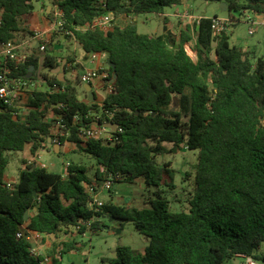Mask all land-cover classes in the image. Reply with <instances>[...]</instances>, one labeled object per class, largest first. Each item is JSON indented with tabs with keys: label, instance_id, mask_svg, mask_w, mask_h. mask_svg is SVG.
<instances>
[{
	"label": "trees",
	"instance_id": "obj_1",
	"mask_svg": "<svg viewBox=\"0 0 264 264\" xmlns=\"http://www.w3.org/2000/svg\"><path fill=\"white\" fill-rule=\"evenodd\" d=\"M33 1L39 0H0V70L9 68L14 79L47 88L30 97L26 120L15 117L18 110L0 99V264L42 263L47 255L27 239L30 232L43 239L74 229L85 235L102 230L109 219L120 226L132 222L150 239L142 252L119 246L110 264H234L242 256L264 261V57L256 59L232 46L229 29L215 36L217 16L188 24L179 40L167 28L166 18L160 35L141 34L134 22L107 31L82 30L110 12L128 18L142 12L163 15L185 0H51L63 12L62 30L49 42L43 61L35 49L18 63L4 57L1 49L8 42L17 44L18 35L27 30ZM205 1L226 3L229 13L264 14V0ZM58 35L74 38L87 54H107L115 64V71L108 69L110 77L117 76L113 92L102 106L96 98L80 99V86L87 94L81 82L74 85L52 73L64 59L65 73L68 64L75 63V57L61 58L51 51ZM188 43H194L196 60L187 51ZM32 66L35 72L41 67L47 71L43 80L37 75L25 79ZM102 108L113 113L112 121L123 133L116 134L114 143L83 142L79 129L90 126L91 114ZM54 115L61 117L57 136L52 133L58 121ZM55 137L59 146L74 143L96 161L95 179L81 164H68L66 176L31 164L9 188V153L29 146L36 155ZM184 147L199 151L188 210L173 211L162 192L143 208L112 201L92 205L84 184L101 187L111 176L115 187L141 180L147 187L174 188L175 170L170 163L159 165L157 157ZM63 245L59 252L57 245L48 251L52 264H63V256L76 249L72 242Z\"/></svg>",
	"mask_w": 264,
	"mask_h": 264
},
{
	"label": "rangeland",
	"instance_id": "obj_2",
	"mask_svg": "<svg viewBox=\"0 0 264 264\" xmlns=\"http://www.w3.org/2000/svg\"><path fill=\"white\" fill-rule=\"evenodd\" d=\"M51 2V0H39L33 1L32 5L37 14H44L47 12V8ZM44 4L46 5V8L43 6ZM185 7L189 12V17L180 15V13L184 12L182 9ZM165 14H168V17L171 20L175 18L169 28L176 40H179L181 29L185 28L188 24H192L201 17L217 16L222 19L231 20L229 25L231 45L237 46L242 50L250 51L252 56L256 59L264 57V27L260 25L257 26L254 30V34L249 35L250 23L245 18H242L243 15L241 11H233L229 13L222 10L221 3L208 2L205 0H187L186 5L167 8ZM173 14H175V16H173ZM247 16L255 19V16L250 12H248ZM52 17L54 19L53 13ZM164 17H166V15L161 16L158 14L142 12L137 13L136 16H134V23L138 32L141 34L159 35L163 33ZM230 17H234L236 20L240 21H233ZM26 20H29V17H26ZM123 21L124 20L120 19L117 21V24H123ZM27 32V35L30 36L29 31ZM69 39H66L63 35H58L56 36L54 44L67 43L69 42ZM39 42L40 40L38 41L35 39L32 46L37 49L36 46ZM193 46L194 43H188L186 48L192 59L196 60L197 54ZM26 51L27 49H22L21 52L19 51L20 56H23ZM79 53V60L83 65V68L77 63V70L73 71L71 69L72 71H68L66 75L61 71L52 73L58 77L60 76V79H64V77L67 76L69 82L77 85V82H80V78L90 67H92L89 57L84 55L86 52L79 49ZM103 59H108V56H104ZM63 62L64 60L61 65ZM42 73H47V71H43ZM80 90L83 91L82 86L79 87V91ZM51 144L52 148L47 146V150L42 149L37 152L36 157L38 163H44L49 171L56 173H60L65 165L81 164L89 169L90 178L95 179L97 164L91 156L79 152L77 147L71 143H65V145L68 144V146H75V149L68 151L63 148L62 154L59 155L55 153L54 149V146L59 145L54 142ZM164 145L168 149L173 147L170 143H165ZM60 149L61 146H59V151ZM28 157H32L29 147H26L24 151L21 152L9 153L8 171L10 172L9 176H12L14 179L12 180L13 183L18 180L21 169H25L27 166L31 165L30 162L34 164L35 160L27 159ZM198 158V150L190 151L185 147L177 153H167L157 157L159 165L170 163L171 167L175 170L174 188L165 185L161 187H147L141 180L134 183L122 182L117 183L115 189L111 192L105 190L101 191L100 198L105 203L112 201L118 205H125L130 209H134L148 206L149 201L155 198V193L162 192V195L169 200L173 211H186L189 209V202L195 188V172L198 165ZM19 160L21 161L19 162ZM35 164L37 163L35 162ZM112 196L114 197V201L111 198ZM103 224L104 227L102 230L88 231L85 235H79L75 229L69 231V234L61 233L59 238H54L53 243L50 240V247L44 249L43 253L48 256V251L56 245L57 248H63V244L68 243L65 241L66 238H71L76 249L63 256V264H110V260L116 257V249L119 246H130L134 250L142 252L150 245V239L140 234L135 229L132 222H123L122 226L117 228V230L119 229L121 231L120 233L113 230L114 226L109 220H104ZM33 242L34 244L41 245L40 238H35ZM37 252L41 253V249L37 248ZM261 252L264 253V244L261 246ZM255 262L257 264H264L263 260H256Z\"/></svg>",
	"mask_w": 264,
	"mask_h": 264
},
{
	"label": "built area",
	"instance_id": "obj_3",
	"mask_svg": "<svg viewBox=\"0 0 264 264\" xmlns=\"http://www.w3.org/2000/svg\"><path fill=\"white\" fill-rule=\"evenodd\" d=\"M53 9L52 12L54 14L53 19V25L48 32L45 33H36L33 37L36 40H40V42L37 44L39 48L40 53H46V49L48 47L49 42L52 40L54 34H56L58 31L62 30L63 28V12L59 9V7L53 3ZM249 11L244 12L243 19L245 18L250 23V29H249V35L254 34V30L257 26H263L264 27V14H258L254 12H250L255 16V19H252L250 16H247ZM188 11L185 9L183 13H180V15L187 16ZM179 14V13H178ZM191 17V16H190ZM119 16L114 14L113 12L107 13L105 15H102L98 18H96L93 23L86 25L82 28V30H88V29H100V30H112L117 24ZM130 22H134V17H129ZM132 20V21H131ZM231 20L228 19H222V18H214L213 19V30L214 35H219L223 30L229 29ZM69 34V32H68ZM20 46L14 42H8L4 44V46L1 49V54L4 57L9 58L12 61L20 62L23 59H26L27 56H20L19 54ZM42 55V54H41ZM90 64L95 65L94 68L87 70V72L80 78L81 84L84 86L85 84H91L96 80H102L105 90L107 94L113 92V83L112 79L113 76H109V63H106L107 68L105 69L102 67V65L98 62L101 53L98 52H92L88 54ZM11 69L9 68H3L0 70V99L4 101V103L8 106H11L18 110V97L21 94V92L28 88L29 86H33V82L35 81H22V80H16L13 77L10 76ZM107 95V96H108ZM103 104V103H102ZM102 104H99L102 106ZM60 107V106H59ZM19 111L15 112V117L19 116ZM93 122L88 127H83L79 129V136L82 139L83 142H88L90 140H101L104 142H112L118 140L117 133H123V129L120 128L117 125V130L113 131L107 127H105L103 124L108 122H113V113L109 110H104L103 108L99 112H93L92 114ZM55 119L58 120L55 126L52 128L53 135L57 136L60 132V116L54 115ZM47 120L50 121L49 115L47 117ZM75 122L78 121V117L75 118ZM63 134V132L61 133ZM52 142L56 143L58 142V138L55 137ZM33 164L32 162H30ZM117 178H119L117 176ZM13 182L8 181L7 186L9 188L13 187ZM86 190L91 194L93 198L92 205L96 207H101L105 204V202L100 198V192L105 190L111 192L115 189V178L110 177L107 181H105L101 187L94 184H84ZM77 231V229H75ZM18 237H23V232L18 233ZM35 238H40V235L30 232L27 236V239L30 241H33ZM61 247H58V252L61 250ZM58 256V255H57ZM241 258L245 259V261L248 264H257L252 257L242 256ZM41 264H52V258L49 256H44V259Z\"/></svg>",
	"mask_w": 264,
	"mask_h": 264
},
{
	"label": "crops",
	"instance_id": "obj_4",
	"mask_svg": "<svg viewBox=\"0 0 264 264\" xmlns=\"http://www.w3.org/2000/svg\"><path fill=\"white\" fill-rule=\"evenodd\" d=\"M186 1L187 0H185L182 3V5H186ZM43 6H45V8H46V5L45 4ZM185 9H186V7L184 9H182V10L185 11ZM53 11H54V9H53V3L51 2L50 5L47 8V12L46 13H44V14L43 13H38L37 14V12L34 10V12L29 16V20H27L26 23H25V27L27 28V30L21 32L18 35V43L17 44L20 46V50L19 51L21 52L22 49H24V50L27 49V51L24 53L23 56H27L28 57V56L32 55L35 52V47L32 46V43L35 40L33 36L36 33H45V32H48V30L51 29V27L53 25V17H52V12ZM165 15H166V17H164V19L166 18L167 21H168L167 22V28L169 30H171L169 27L174 22L173 20H175V18L173 17L174 19L171 20L168 17V14H163V16H165ZM173 16H175V14H173ZM120 19L124 20L123 21V24H127V23L130 22L129 18L127 16H125V15L120 16L118 18V20H120ZM27 31H29L30 36L27 35V33H28ZM72 44H73V46H72ZM36 48L38 49V53L39 54H42V53L39 52V48L37 46H36ZM79 49H82V47L79 46V44L76 42V40L74 38H70L69 39V42H67V43L55 44V47L52 48L51 51H54L55 55L58 56V57H61V58L62 57H65V56H74L75 57V63L72 64V65L71 64H68L69 71L71 69L74 71V70H77V63L80 64L81 67L83 68V65L81 64V62L79 60V56H80ZM84 55H86L88 57V54L87 53H85ZM106 55L107 54H102L101 53V57H100V59L98 61L102 65V67H104L105 69L107 68L106 63H108V61H109L108 59H106V60L103 59V57L106 56ZM91 65H92V67H90L88 70H90V69H92V68L95 67V65H93V64H91ZM43 71H45V70L42 69L41 73ZM65 75H66V73H65ZM64 78L66 79L67 76H65ZM43 84H45V83H43ZM92 86H93V91L95 92L96 103L97 104H102L104 102V100L106 99L107 95H108L107 92H106V90H105V86H104L102 80H100V79L99 80H96L93 83ZM45 87L46 86H44L41 83L35 81V82H33V86H29L28 88L24 89L21 92V94L18 97L17 104H18V111L20 113L19 115L22 117V120H26L27 117H28V113H29L28 103H29V100H30V97L32 96V94L35 91H39V90L45 91L47 89V88L45 89ZM79 92H80V94H79L80 99L85 101L86 98H87V96H88V93L86 94L85 92H83L81 90ZM49 118L50 119L53 118L52 112H49ZM67 143H70V142H67ZM71 144L75 145L74 143H71ZM75 146H68V144L67 145H64L63 147H61L60 152H59V155L62 154L63 148L65 150L71 151L72 149L73 150L75 149ZM43 150H47V149H43ZM14 153H16V152H14ZM36 155H33L32 154V157H28L27 159H34L35 162L37 163V165H39L41 167H45V168L48 169V167L44 163H38L37 162ZM20 161L21 160H19V162ZM35 162H34V164H35ZM67 166L68 165H65L63 167V170L60 172V174H62L63 176H66L67 175ZM21 170H23V169H21ZM9 173L10 172L7 169V173H6V181L7 182L14 180L12 176H9ZM88 175H89V173H88ZM111 198H112V200L114 199L113 196ZM113 203L116 204L115 202H113ZM57 238H59V236ZM40 239H41V245L40 244H35V246L38 249H41V252L43 253L44 252V249H47L48 247H50V244H51L50 240L52 241V243L54 242V238H52V237H46L45 239H43L41 237ZM65 241L68 242V243H71L72 242V239L71 238L70 239L66 238ZM240 260L245 261V259H243V258H240Z\"/></svg>",
	"mask_w": 264,
	"mask_h": 264
},
{
	"label": "water",
	"instance_id": "obj_5",
	"mask_svg": "<svg viewBox=\"0 0 264 264\" xmlns=\"http://www.w3.org/2000/svg\"><path fill=\"white\" fill-rule=\"evenodd\" d=\"M221 8H222L223 11H227L228 10V5L226 3H222L221 4ZM79 46L81 47L80 44H79ZM37 47H38V45H37ZM45 55H46V53H42V61L44 60ZM66 62H67V60L64 59L63 64L60 67L54 69L52 72L55 73L56 71H58V72L61 71L62 73H65ZM108 63L115 71V68H116L115 64L111 63L110 61H108ZM42 69L43 68L41 67V68L38 69V71L35 72V67L32 66L30 68V70H29V74L27 76H25V79H30V78H32V76L37 75L40 80H43V76H42V73H41ZM116 77H117L116 74H114L112 82H115ZM60 80L64 81L65 78L64 79H60ZM83 88L88 93V100L90 102H94V100H95V92L93 91V86L91 84H85L83 86ZM103 125L105 127L109 128V129L113 130V131L117 130V124H115L114 122L104 123ZM48 142H49V145H48L49 148H52V144H51L52 143V138H49ZM54 149H55V152L57 154H59V152H60L59 151V146H54ZM28 216H29V212H27L26 215H25L26 219L28 218ZM109 222L114 226L113 230H116L118 233L121 232L119 229L117 230V228H120V224H119V222L117 220L109 219ZM234 264H248V263L246 261H241L240 259H236L234 261Z\"/></svg>",
	"mask_w": 264,
	"mask_h": 264
}]
</instances>
